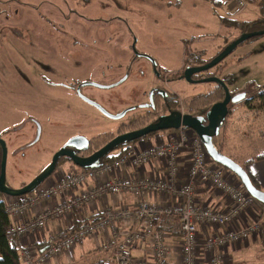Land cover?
Segmentation results:
<instances>
[{
    "label": "rangeland",
    "instance_id": "obj_1",
    "mask_svg": "<svg viewBox=\"0 0 264 264\" xmlns=\"http://www.w3.org/2000/svg\"><path fill=\"white\" fill-rule=\"evenodd\" d=\"M259 7L257 0H248L247 7L241 11L229 2L215 6L204 0H0V20H3L0 63H4L0 66L3 97L0 106L4 109L0 120L4 122V138L9 147L7 186L20 189L30 183L44 171L54 151L72 138L108 139L118 133L122 123L144 115L149 93L156 85L166 87L165 81H154L152 61L159 70L170 74L180 71L183 65H200L210 60L243 32L264 29V23L258 22L263 17ZM228 15L238 26L230 28L223 24ZM14 34L22 38L15 41ZM47 59L50 66H45ZM208 73L231 81L228 86L232 94L243 89L251 94L264 87V35L240 44L218 66L208 69ZM199 75L207 76L205 71ZM176 77L171 76L167 83L184 103L179 113L186 112V103L192 98L207 94L216 86L214 82L191 84ZM53 80L66 81L69 88L41 86V81ZM18 81L37 84L28 96L33 98L31 109L29 102L23 103L17 97ZM80 82L83 83L78 85ZM242 105L233 109L234 114L225 120L219 135L213 139L218 151L236 163L244 160L243 157L260 154L259 150L264 148V108L262 113L258 106L248 110ZM62 107L65 114L54 115L43 140L18 155L12 151L18 139L23 140L18 137L20 133L12 130L19 124L21 115L24 118L25 112L30 111L44 116ZM118 114L123 116H110ZM172 131L177 129L153 133L129 146L144 139L148 142L147 138L152 137H158L159 141L154 142L166 140ZM107 134L111 135L105 138ZM240 148L248 151L240 153L237 151ZM72 164L70 161L59 167L41 186L55 180L59 169H72ZM241 166L247 173L245 165ZM185 169L180 174L181 181L187 179L188 168ZM224 176L239 187V178L234 173ZM2 198L17 199L0 193ZM257 204L264 208V204ZM42 208L44 205L36 211Z\"/></svg>",
    "mask_w": 264,
    "mask_h": 264
},
{
    "label": "built area",
    "instance_id": "obj_2",
    "mask_svg": "<svg viewBox=\"0 0 264 264\" xmlns=\"http://www.w3.org/2000/svg\"><path fill=\"white\" fill-rule=\"evenodd\" d=\"M224 1L239 11L248 4V0ZM154 141H159L158 137L143 147L129 146L96 168L73 165L72 169L58 171L57 175L62 174H55V180L47 186H39L16 200L2 199L10 217L7 239L24 241L18 245L21 264H60V255L72 254L85 241L93 242L99 253L108 255L110 264H226L224 251L248 239L260 227L258 222L241 223L254 198L228 181L222 167L208 159L194 131L181 127L169 133L166 140ZM187 164V179L181 181V168ZM156 165L158 177L142 174L146 167L153 169ZM198 184L221 192L230 202L227 209L198 206L194 196ZM149 194L173 204L150 202ZM126 195L135 197L134 205H104L95 221L75 229V219L86 221L87 207L107 196ZM42 205L44 208L36 211ZM71 215L74 217L68 219ZM51 219L58 224L56 232L43 235L40 243L31 242V236L44 230ZM163 220L172 221L180 235L177 262L171 261L172 249L158 229ZM140 245L147 248L143 258L132 254V249Z\"/></svg>",
    "mask_w": 264,
    "mask_h": 264
},
{
    "label": "water",
    "instance_id": "obj_3",
    "mask_svg": "<svg viewBox=\"0 0 264 264\" xmlns=\"http://www.w3.org/2000/svg\"><path fill=\"white\" fill-rule=\"evenodd\" d=\"M264 35V29L255 33H243L242 36L233 40L228 44L218 55H216L211 61L206 63L204 66L193 68L185 72L184 76L189 83L198 82H216L222 85L225 91V97L222 101L214 103L205 117H194L192 115H182L179 112H174L169 116H163L158 119L156 124L148 125L142 129L130 131L124 134H120L113 138L101 149L93 152L89 156H79L74 149L81 147L86 148L89 144V140L85 138H72L66 145V147L59 150L53 157L51 163L41 172L34 180L26 184L20 189H13L6 184V163H7V149L5 148L4 141L0 139V144L3 147V154L0 166V193L9 197H21L32 192L37 187L41 186L48 177H50L55 169L57 160L62 156H67L71 162L81 168H96L103 163V159L116 150L121 145H127L146 138L152 133L158 131H164L169 129H179L181 127L188 128L195 132L197 138L203 143L209 158L216 164L222 166L228 171L234 173L241 181L243 187L250 194L255 201L264 204V191L254 186L248 174L242 168V166L228 157L222 155L216 148L213 139L218 136L220 129L225 123L229 115V105L234 104L241 100L240 96H231L225 86V83L217 77H209L199 81H193L191 76L193 73H199L208 69L213 68L228 57L240 44L248 41L251 38ZM87 84H94L88 82ZM109 115L108 113H106ZM115 118H120L123 114L110 115ZM207 122V123H206ZM81 144V145H80ZM70 149H67V148Z\"/></svg>",
    "mask_w": 264,
    "mask_h": 264
},
{
    "label": "flooded vegetation",
    "instance_id": "obj_4",
    "mask_svg": "<svg viewBox=\"0 0 264 264\" xmlns=\"http://www.w3.org/2000/svg\"><path fill=\"white\" fill-rule=\"evenodd\" d=\"M1 31L2 30H0V39H1ZM11 35H13V34H11ZM13 37H14L15 41H18L19 39L22 38V36H20V34H14ZM195 56H197V55H195ZM198 58L199 57H197V59ZM131 60H133V57ZM209 61H211V60H206L203 63H200V65L186 64V65H183V68L180 71L175 72V73H170V74L167 71L159 70L156 67L155 62L152 61L154 75H155L154 81H165L166 87L156 85L154 87V89L149 93V103L146 106H144V110L146 113L144 115L137 117L134 120L122 123L118 129L117 134H114V135L110 134L111 136L107 134L108 137L110 136V138L103 139V140L99 138V140H97V139H95L96 137H94V138L88 139L89 144L86 148L81 149V147H78V148L75 147V148H72V149H74L73 151H75L79 156H81L82 154H83V156L90 155L91 153L99 150L102 146L109 143L116 136H118L120 134L127 133L126 131H134V130L142 129L147 125L156 124L160 117L169 116L174 112H180L181 108L183 109L184 103L181 101V99L178 95H176L174 92H172L170 90L169 84L167 83V81L170 79L171 76L174 75V76H177L176 78L179 79L180 81H186L187 82V80L185 79V76H184L186 70L188 72L189 70H191L193 68L204 66ZM49 64H51V62H49L47 59V63L45 64V66H47ZM1 65H4V63H0V66ZM216 66H218V65H216ZM203 72L204 71L199 72V73H193L191 76L192 80L193 81H199V80H203V79H206L209 77H217V78L221 79L220 77H218L216 75L214 76L213 73H208V70H205V73L207 76H204L202 78V77H200L199 74L203 73ZM222 81L225 83V86L228 90V93L231 96H240L241 97L240 101L229 105L228 117L233 113V109L240 107L241 104H243L242 106L246 107V109H248V110H250V109L253 110L256 108L255 106H258L257 109L262 111V109L264 108V87L259 88V89L257 88V90H255L251 94H248L247 89H243L242 91H238L237 94H232L230 92L229 86H228L231 81H229V82L224 81V80H222ZM41 82H42L41 86L42 85H48V87H50V86L63 87L65 85V88H69L68 84H66V81H54L53 80V81H41ZM83 82L88 83L91 81H83ZM83 82L78 83V85L83 83ZM18 83L19 84L16 85L17 86L16 90L19 93V95L17 97L23 103L29 102V106H30L29 108L31 109L32 108L31 103L33 101V98H29L28 96L31 93L30 92V90H32L31 88L35 87L37 84L34 81H30V82L18 81ZM214 83H216V82H214ZM217 90H218V93L221 94V99L217 100L216 102L222 101L225 97V91H224L222 85L216 83V86L212 91H210L207 94L198 95V96L192 98L188 104L186 103V112L184 113V115L188 114V115H192L194 117H205L207 112L209 111V109L211 108V106L213 104L210 107H204L203 109H201L200 112H198V111H195L192 109V101L194 99H197L200 97L201 98L207 97L209 94H211ZM2 99H3V97L1 96V93H0V102L2 101ZM255 102H258L259 105L254 104ZM63 110H64V107H62L61 110H55L53 113L45 114L44 116H39V114L37 112H30V111L25 112L26 115L24 116V118H22V115H21V120H20L19 124L16 125L12 130L15 129L16 133H20L18 137H23V140L18 139L19 141L16 145H14V148L12 151L16 155H18V154L22 153L23 151H28L29 149H32L33 147H35L41 140H43V137L45 136V132H47V130L49 129V127H50L49 124L52 122L51 119L54 117V115L58 116V117L60 115L63 116L65 114V112ZM3 115H4V109L2 106H0V119ZM122 126L125 128L127 127V128L122 131L121 130L123 128ZM3 127H4V122L0 120V139L4 141L5 148L7 149V157H8L9 147H8L7 140L4 138L6 131L3 130ZM158 132H156L155 134H157ZM104 136L107 137L106 135H104ZM100 137H102V136H100ZM66 145H67V142L60 145L54 151V153L51 157L50 163H51L54 155L59 150L66 147ZM67 149H70V148L68 147ZM85 153H89V154L85 155ZM2 154H3V147L0 144V166H1ZM110 154L108 156H110ZM108 156H106V157H108ZM106 157L104 158V160L106 159ZM70 161L71 160L67 156L60 157L57 160L55 171L59 167L70 163ZM58 171H62V170L59 169ZM25 185H23V186H25Z\"/></svg>",
    "mask_w": 264,
    "mask_h": 264
},
{
    "label": "crops",
    "instance_id": "obj_5",
    "mask_svg": "<svg viewBox=\"0 0 264 264\" xmlns=\"http://www.w3.org/2000/svg\"><path fill=\"white\" fill-rule=\"evenodd\" d=\"M229 18H232L231 15H228ZM2 20V19H1ZM0 20V27L2 25L3 20ZM243 107V106H242ZM246 108V107H244ZM234 112L231 114L233 115ZM258 114V113H257ZM257 120V119H253ZM262 133V132H260ZM233 138V133L230 135ZM157 138V137H156ZM152 139H155V137L147 138L148 141H151ZM143 143H146V140H142L138 143H135L130 146H141L143 147ZM237 144V141H236ZM238 152L248 151L247 149H238ZM260 154L256 155H249L247 158H244V160L239 161L242 157L238 156V163L240 165L244 164L246 169L249 171V173L252 175V177L256 180V182L259 185V188L264 191V157L258 158L259 155L264 154V148L260 149ZM231 157V155H230ZM185 164V163H184ZM188 167L187 165H183L181 168L182 171L185 170V168ZM158 167L157 165L151 169L149 167H146V169L143 171V175H149L152 178L158 177L157 173ZM181 171V172H182ZM224 174H228L229 172L223 171ZM230 174V173H229ZM195 202L198 206H209L216 209L226 210L227 207L230 205V202L226 200V197H224L221 193H218L217 190H215L213 187L209 185H203L198 184L196 186L195 190ZM3 199V198H2ZM1 199V200H2ZM147 199L151 202L156 203H165L167 205H172L173 202L168 201L165 198L160 197L159 195H153L149 194L147 195ZM135 197L132 195H126L122 196L120 198L107 196L105 200H101L96 204H93L90 207H87L85 209V219L87 221H94L101 215V210L103 209L104 205H109L113 208H118L121 206H132L135 204ZM250 211H247V213L242 217L243 222L249 223L254 221H259L261 223V229L260 233L256 237H252L256 233H253L250 235L249 239L247 241H243V243H239L236 245L231 246L226 251H224V259L225 263L227 260V264H264V208L262 206L257 207V205L252 206V208H249ZM74 217V215H71L68 217V219ZM64 220L62 223L64 224ZM171 223V224H170ZM76 226H84V223L74 220V227ZM56 228H58V224L54 219L49 220L47 227L42 230L41 232L34 233L30 239L31 242L40 243L43 235L46 234H53L56 232ZM76 229V228H75ZM160 231H162L166 238L167 243L172 249V260L174 261L177 259V253L179 251V243H180V235L176 231V225L171 221L167 222V220H163V222L158 227ZM200 231H203V227H200ZM208 232L212 233L213 230L209 229ZM16 245L18 246L20 241L18 238H16ZM146 250L147 248L145 245L135 246L132 249V254L134 256H146ZM66 257H72L73 263H70V259L67 260ZM108 255L99 253L96 250V245L93 242L85 241L82 244V247H77L72 254H62L60 255V264H110L108 262Z\"/></svg>",
    "mask_w": 264,
    "mask_h": 264
},
{
    "label": "trees",
    "instance_id": "obj_6",
    "mask_svg": "<svg viewBox=\"0 0 264 264\" xmlns=\"http://www.w3.org/2000/svg\"><path fill=\"white\" fill-rule=\"evenodd\" d=\"M204 1H207L208 3H210L212 5H215V6L216 5H226L224 0H204ZM257 1H258L259 5L261 6V8L260 7L259 8L261 10H263L261 12L263 17L258 22L259 23H264V7L262 5L264 0H257ZM223 24H227V27H230V28H233L234 26H238L237 21L232 19V18H225ZM240 27L243 28V27H245V25H240ZM255 38L256 37L251 38L248 41L253 40ZM232 41L233 40L228 41L225 44V46H223V48L220 51H222ZM213 58H211V59H213ZM219 99H221V94H219L218 90H217V91L209 94L207 97H202V98L200 97V98L194 99L192 101V109L195 110V111L200 112L201 109H203L204 107H210L212 104L216 103V101L219 100ZM262 113H263V111H262ZM123 128L125 129V127H123ZM106 136L107 137H105V138H108V135H106ZM99 138L102 139V140L104 139L102 137H98V138H95V139L99 140ZM128 148H129V144L119 146L116 150H114V153L115 152H117V153L116 154L112 153L110 156L106 157L105 160L103 159L104 162L112 161L114 158L119 156V154H121L124 150H126ZM261 157H264V154L258 156V158H261ZM222 170L229 172L227 169H223L222 168ZM231 174H232V172H231ZM247 174H248L249 178L251 179L252 183L254 184V186L257 187L258 189H260L258 183L252 177V175L249 173V171H247ZM238 181H239V189L246 193L247 191L243 187L240 179H238ZM254 205H257V207L261 206L260 204H257V201L253 202L252 206H254ZM252 206H251V208H252ZM217 210L224 211V210H221V209H217ZM87 222H89V221L86 220V221H84L82 223H84V225H85ZM90 222H93V221H90ZM9 224H10V217H9L8 213L6 212V210H5L4 202L0 199V264H21L19 248L16 245V243H17L16 238L14 237V238H11V239H7V231H8V228H9ZM79 227H82V226H76L75 225V228H79ZM258 231H260V227H259ZM249 237H248V239H249ZM135 257L143 258L144 256H135ZM102 264H104V263H102Z\"/></svg>",
    "mask_w": 264,
    "mask_h": 264
}]
</instances>
